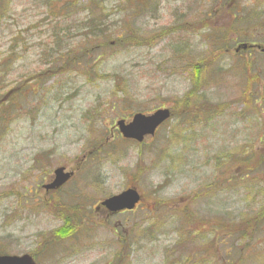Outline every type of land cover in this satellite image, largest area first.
<instances>
[{
	"label": "rangeland",
	"instance_id": "1",
	"mask_svg": "<svg viewBox=\"0 0 264 264\" xmlns=\"http://www.w3.org/2000/svg\"><path fill=\"white\" fill-rule=\"evenodd\" d=\"M87 1L81 0L76 7L85 8ZM161 1L158 13L135 21L141 35L175 29L182 16L194 8V0ZM252 1L241 3L252 5ZM116 2L106 0L107 11L101 13H106L107 24L113 29L121 26L118 32L122 34L117 35L126 40L130 37V13L127 19ZM49 5L45 0H13L14 17L0 28V61L7 60L12 50L17 54L11 58L10 74L0 85L4 93L17 87L20 78L25 80L44 68L47 57L41 46L50 42L49 23L62 20L50 17L54 14L49 12ZM55 8H61V3H55ZM84 17L80 13L75 20ZM73 31H69L68 39L65 32L59 37H65L69 44L77 41L80 46L83 33ZM195 33L196 29L189 34L172 33L153 46L142 48L130 47V40L118 45L112 38L109 44L115 42L113 48L89 54L94 57L92 62L96 61L93 66L79 67L80 73L75 68L62 73L58 65L49 74V69H44L36 84L29 85L31 91L16 99L18 106L7 109L13 99L0 106L6 120L0 127V253L29 254L37 264H117L121 255L119 261L127 264L131 261L130 226L140 222V210L150 213L153 201L160 200L171 201L172 206L165 216H158L155 226L165 219L167 226L154 242L142 241L140 249L133 248L131 264H164L166 249L179 252L184 264H192L208 260L214 249H219L218 244L211 246L212 232L217 240L225 238L220 231H214V223L200 218L219 220L228 214L230 220L236 221L239 214L259 209L263 198L255 204L245 198L248 190L250 196L258 191V182L253 190L242 187L243 179L236 186L222 187L229 175L232 184L237 172L241 175L244 168L251 172L246 181L256 179L261 174V169L255 168L256 161L264 152V141H260L264 135V102L260 100L254 106L255 99H243L245 80L236 77L230 68L233 55L238 56L236 59L243 54L242 50L235 54L240 44L233 46L223 59L231 64L225 67L224 88H210L204 93L212 104L226 109L208 126L188 128L189 119H171L153 137H145L139 144L124 140L117 131L118 121L130 122L135 113L171 108L173 101L191 88L190 70L186 64L178 65L170 46L186 42L185 59L190 61L194 53L204 48ZM13 38L17 39L14 44L10 43ZM227 44L230 47L229 41ZM260 46L264 48V44ZM5 70L4 75L0 74L3 78ZM15 92L12 89L8 98ZM180 124L178 140L188 139V132L193 131L190 141L195 138L196 142L192 151L169 143L171 131ZM177 153L179 157L172 163L170 158ZM221 162H227L226 167H220ZM57 168L73 173V177L58 194L45 192L43 186L53 182ZM157 187L161 189L156 191ZM128 188L142 196L135 212L113 216L100 206L103 200ZM174 209L185 214L189 223L184 226L179 217L170 218L168 214ZM122 225L128 226L117 232ZM182 239L186 244L175 246ZM262 241L257 237L251 244ZM258 250L255 246L248 253L245 251L239 260L229 254L225 263L264 264V257L255 258L264 255H255Z\"/></svg>",
	"mask_w": 264,
	"mask_h": 264
},
{
	"label": "trees",
	"instance_id": "2",
	"mask_svg": "<svg viewBox=\"0 0 264 264\" xmlns=\"http://www.w3.org/2000/svg\"><path fill=\"white\" fill-rule=\"evenodd\" d=\"M114 1H117V7L122 8L121 11L125 13L127 19V13H130V31L128 32L130 37L126 40L120 38L122 37L120 36L122 32L119 33L118 31L121 26L118 30L113 29V26L107 24L108 16H106V13H101L107 11L106 6L104 5L106 0H88L85 2V8L76 7L81 0H45L46 4L50 3L49 12L54 14V16L52 15L50 17L54 19L55 16H58L59 18H62V20H56L49 23L50 42H44V45L41 46V50L47 57L45 65H42L44 68L41 71L49 69L46 74H49V72H55V68L58 65L60 66L59 68L63 69L62 73L66 70L73 71L74 68L75 71L80 73L79 67L93 66L96 62H92V58L94 57L91 58L89 54L97 52L104 53L113 48L115 42L109 44V41L112 38L116 39L118 45H122L130 40V47L142 48L153 46L157 40H161L168 35L170 36L172 33L183 35L192 33V31L196 29L197 33H195V35L198 36L204 48L200 53H194L190 61L185 59L187 49L186 42L180 41L170 46L171 56L175 58L178 65L186 64L185 68L190 70L189 75L191 79V88L182 98H177L173 101L170 109L171 119H179L183 121L189 119V125H187L188 128H192L194 125L196 128V125L206 127L208 126V123L222 116L226 111L224 106H216L212 104L204 96V93L209 91L210 88L221 89L220 87L224 86L225 67L231 65L230 61H234L230 68L236 72V77L240 78L242 81L245 80L241 92L243 99L249 97L255 99L254 106L260 100H263L264 102V53L247 50L246 52L248 53L243 52L242 56L239 57L241 59H235V57L238 56L233 55L234 57L230 59L228 64L226 62L227 59L223 61L225 56H229V52L233 46H237L241 43L264 44V0H258L257 3H255L256 0H253L252 3L254 4H247L244 6L241 3L243 0H194V8L188 15L182 16V19L177 22L175 29H168L163 33L159 32L158 34L152 33V35H141L135 28L134 23L139 18H145L158 13L162 3L161 0ZM57 2L61 3V8H55V3ZM80 13H84L85 17L80 21L75 20ZM13 17V0H0V28ZM61 23L67 24V27H59ZM128 27L129 24L126 23L125 28ZM71 29L72 31L76 30L77 32L81 31L83 33L80 37V46H78L77 41L73 44H69L65 39V37L68 39V33ZM61 32L66 33L64 35L65 37H59ZM73 33H75V31H73ZM117 33L120 35H117ZM256 35L258 36L256 37ZM177 37L179 38V36ZM16 41L17 39L13 38L10 43L14 44ZM227 41H229L230 47H228ZM83 45L85 47H82ZM14 55L17 54L12 50L11 53L7 55V60L0 61V74L3 72L4 75V70L6 69L4 78L3 76H0V85L5 80V77L10 74V64L13 62L11 58ZM258 60L260 61L259 64L256 63ZM41 71L37 74L28 75L25 80L20 78L21 83L15 84L17 87L12 88L16 90L13 97L8 98V94L12 89L6 93H4V88L0 89V106L3 107L4 104H9L12 99L13 101L7 109L18 106L19 102L15 103L16 99L22 94L31 91L29 85L36 84ZM87 77L89 80L90 77ZM261 95H263V97H261ZM3 109L4 108H2V110ZM239 117L242 119V114H239ZM3 121L6 120L0 112V127L5 125ZM181 125L182 124L173 128L174 130L171 131L173 135L171 136L169 143L177 144L179 146L181 145L184 148H182L183 150L192 151V144L193 142H196L195 138L192 143L190 141V138L194 135L193 131L188 132V139H177L178 136L176 134ZM260 138V141H264V135ZM171 140L173 142H171ZM188 143H190L189 146H187ZM262 154L263 155L258 157L255 168L257 167L258 169H261V174H264V152H262ZM218 155L221 160L222 155L220 153ZM177 157H179L178 153L170 158L171 162L173 163ZM247 159H249V156L244 163H247ZM230 162L231 165L234 164V160H231ZM226 163L227 162L223 164L221 162L219 166L222 168L223 166L226 167ZM238 164H241V162H238ZM244 173L247 174L245 177H242V174ZM249 173L251 172H245V168L241 175L237 172L238 176L232 180V184H229L230 178L232 177L229 175V181L223 182L222 187L228 189L232 185L236 186L240 184L237 181H242V179L244 181V183H241L242 187L244 185V187L252 190L256 189L255 186L260 184L261 187H257L258 191L253 194L251 193V196L249 193L250 190H248V193L247 191L245 192V194L247 193L245 197L247 202L255 204L261 201L262 198L264 199V177L259 174L256 179L246 181L249 178ZM257 182L259 184H257ZM159 189H161V187H157L156 191H159ZM206 195L209 194L206 193ZM197 200L199 199H193L192 201ZM153 202L154 206H152L151 212L148 213L145 209L140 210V222H134L130 226L131 261L133 258L132 252L134 247L135 250H138L141 248L140 243L142 241L154 242L158 239V234H160L161 229L167 226L166 219L160 226L155 225L159 222L157 221L158 216H165L168 207L172 206V202L160 200ZM259 204L260 207L257 211L243 213L241 215L239 214L236 221L234 218L230 220V215L228 216V214L227 216L222 215L220 217L221 220H218L217 218L214 220V217L210 216L200 218L210 223H214V231H220L225 238L223 240H217L216 235L212 232V238L210 239L211 246L218 244L219 249H214L208 260L193 261L192 264H226L225 258L226 256L229 257V254L236 255L237 260H239L242 258L241 256L245 251L248 253L249 249H253L255 246L259 249L258 252H255V255L259 252L264 253V250H260L261 247L264 248V200ZM139 206L128 213L135 212ZM151 214L152 216L150 217ZM168 216H170V218L179 217L183 225L189 223L188 218L185 214L181 213V211L174 209V212L168 214ZM168 219L169 217H167V220ZM124 226L128 225H122V228H118L117 232L122 230ZM217 227H219V229H216ZM257 237H261L263 241L260 242L259 245L251 244ZM258 242L259 241H257L256 244ZM183 244H186L184 239L178 241L175 246H180L181 248L183 247ZM239 246L240 249H238ZM232 251L234 252L232 253ZM182 254H185L184 248L182 249ZM121 257V255H118L117 264H122V261H119ZM164 257L166 260L164 264H184L181 261L182 258L179 252L173 253L170 252L169 249H166ZM257 257H264V255L260 254L255 258ZM131 261H128L127 264H131Z\"/></svg>",
	"mask_w": 264,
	"mask_h": 264
},
{
	"label": "water",
	"instance_id": "3",
	"mask_svg": "<svg viewBox=\"0 0 264 264\" xmlns=\"http://www.w3.org/2000/svg\"><path fill=\"white\" fill-rule=\"evenodd\" d=\"M246 49V45H241L237 48ZM169 118L168 110H158L151 116L135 115L129 124L124 121L117 123L119 132L126 139L136 140L141 142L144 136L153 135L155 129ZM71 174L65 173L63 168H58L54 171V180L51 184L44 187L47 190H55L61 187L69 178ZM140 196L138 193L129 189L119 195L110 197L101 203V206L106 208L109 212H119L123 210H132L139 202ZM0 264H35L32 258L28 255L21 257L17 256H0Z\"/></svg>",
	"mask_w": 264,
	"mask_h": 264
},
{
	"label": "flooded vegetation",
	"instance_id": "4",
	"mask_svg": "<svg viewBox=\"0 0 264 264\" xmlns=\"http://www.w3.org/2000/svg\"><path fill=\"white\" fill-rule=\"evenodd\" d=\"M114 216V215H113Z\"/></svg>",
	"mask_w": 264,
	"mask_h": 264
}]
</instances>
